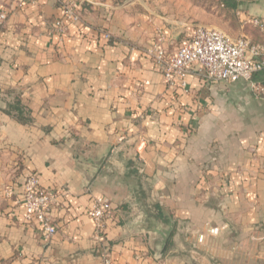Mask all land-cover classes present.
Returning a JSON list of instances; mask_svg holds the SVG:
<instances>
[{
    "label": "crops",
    "instance_id": "0c3cea01",
    "mask_svg": "<svg viewBox=\"0 0 264 264\" xmlns=\"http://www.w3.org/2000/svg\"><path fill=\"white\" fill-rule=\"evenodd\" d=\"M1 13L0 264H264V97L195 70L170 87L146 52L161 34L175 51L192 23L113 0L62 34L54 0ZM32 174L55 194L50 239L20 204Z\"/></svg>",
    "mask_w": 264,
    "mask_h": 264
},
{
    "label": "built area",
    "instance_id": "2783aa9c",
    "mask_svg": "<svg viewBox=\"0 0 264 264\" xmlns=\"http://www.w3.org/2000/svg\"><path fill=\"white\" fill-rule=\"evenodd\" d=\"M24 1L26 0H20V3ZM54 1L60 10V17L54 23V31L61 34L65 33L70 23L82 22L86 3L93 2V0ZM5 17V13L0 14V20ZM251 22L264 35V18L253 17ZM191 28L187 38L175 51H169L165 47V37L162 34L146 50L170 87H186L189 73L195 70L206 79L216 82L233 84L241 80L248 81L254 91L264 97V85L254 80L255 75L264 72V42H255L246 35L232 37L219 27L199 23H192ZM54 195L53 191L41 186L37 174H32L25 181L20 202L26 218L38 221L47 239L52 238L57 232L51 216ZM89 214L96 223V233L100 234L105 229V221L113 215L112 203L107 198L95 197ZM209 231L217 235L220 228H210ZM199 238L202 241L204 235H200ZM104 264H114L110 255L105 257Z\"/></svg>",
    "mask_w": 264,
    "mask_h": 264
},
{
    "label": "rangeland",
    "instance_id": "374dc122",
    "mask_svg": "<svg viewBox=\"0 0 264 264\" xmlns=\"http://www.w3.org/2000/svg\"><path fill=\"white\" fill-rule=\"evenodd\" d=\"M117 4H131L135 6H146L166 16H173L175 19L185 23H199L207 26L219 27L227 33L238 36L248 28H255L260 32L251 20L255 16L252 9L253 4L262 5L255 0H113ZM239 4V5H236ZM236 6H235V5ZM246 8L250 12L246 13ZM248 35V34H247ZM264 39V38H263Z\"/></svg>",
    "mask_w": 264,
    "mask_h": 264
},
{
    "label": "water",
    "instance_id": "95a60500",
    "mask_svg": "<svg viewBox=\"0 0 264 264\" xmlns=\"http://www.w3.org/2000/svg\"><path fill=\"white\" fill-rule=\"evenodd\" d=\"M169 238H170V236H169V237H167V240H166V242L164 243V248H163V251L165 250V247L167 246V243H168V241H169Z\"/></svg>",
    "mask_w": 264,
    "mask_h": 264
},
{
    "label": "trees",
    "instance_id": "16d2710c",
    "mask_svg": "<svg viewBox=\"0 0 264 264\" xmlns=\"http://www.w3.org/2000/svg\"><path fill=\"white\" fill-rule=\"evenodd\" d=\"M226 1H227V3H229L230 0H226ZM234 5H235V4H234Z\"/></svg>",
    "mask_w": 264,
    "mask_h": 264
}]
</instances>
